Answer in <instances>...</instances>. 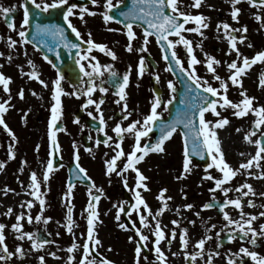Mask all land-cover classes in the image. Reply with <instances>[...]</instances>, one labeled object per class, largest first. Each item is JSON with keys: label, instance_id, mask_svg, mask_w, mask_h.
<instances>
[{"label": "flooded vegetation", "instance_id": "af4514ba", "mask_svg": "<svg viewBox=\"0 0 264 264\" xmlns=\"http://www.w3.org/2000/svg\"><path fill=\"white\" fill-rule=\"evenodd\" d=\"M30 1L29 5L34 7V10L28 9L30 14V23L29 25H25L23 29L26 32L29 42L23 44L18 43L16 46L10 48L8 46V37L17 41L20 40L17 33L21 30L20 26L23 21L24 8L27 7V0H0V7L13 9L7 18L4 17L3 13H0V53H3V55H0V72H3L11 78H15V75L17 76V79L20 78V89L22 88L24 90V97L21 99L18 96L15 101L18 107L15 108L16 105L10 104L11 106L9 107L7 113H5V116L10 118L11 114H9V111L12 113L14 123L17 124V130L12 128V123L7 122V124L10 126V129L15 135L16 131L18 132L17 135H19L20 139L23 141L20 143L19 148L20 155L21 157L23 156V160H21L22 166L25 169L23 174L26 173L30 177V174L33 172V170L30 169L29 164L25 162L26 159L36 160L38 162V171L41 169L40 166H43L42 172L38 173L40 178L37 175L38 179L41 181V191L44 190L42 187L47 184L54 186L56 183L57 185H64L65 183L69 185L71 183L70 172L72 169H77V161L74 158V144L78 148V163L81 167L84 169L87 168L85 160L82 158V155L87 156V154H90L89 161L91 167H93L92 165L99 164L103 167L106 166L104 164L103 151L106 150L107 153H109L107 155V159L111 158V156L115 154L113 149L115 147L114 141L117 140V137L112 131L114 126L117 123H122V126L126 127L127 124L133 120L142 121L143 116L148 114L150 111L151 103L155 95H159L164 101H167L173 95L175 96V99L170 105H167L166 108L164 105H161L158 109V111L162 113L161 120L155 123L152 131L149 133V136L141 140L142 145L144 143H154L158 139L159 131H157V128L160 127L161 123L176 120L178 116L182 117V114L188 108L189 103H191V100L195 95V89L193 88L192 91L188 90L187 84L189 81H187L186 76L180 72V68L175 65V61H165L163 59L164 53L154 37H149L146 52L142 53L138 51V48L143 46V31L141 27L144 23L143 21L138 20L134 24L136 39L133 40V51L128 52L126 51L128 39L124 32L123 24L116 21L105 23L102 15H100V13L105 10L103 7L104 0H100V3L97 5H92L90 0H68L67 5L56 9L50 8L47 11L43 10V5L51 4L54 0H35V4L41 5L40 9L35 7L32 0ZM112 2L117 5V7L112 9L111 14L115 15L117 20H124V17L120 16L119 13L132 8V0H123V3H118V0H112ZM192 3L193 0H179L178 7L185 13H191L193 15L203 14L209 18V27L207 29H203L204 37H200L196 33H184L188 39L192 40L195 55L198 59H204V52L213 57L217 55L218 59H221L224 63H228V61L232 58L236 59V57L229 58L230 56L223 51V49L229 48V43L223 32L217 31L216 25L219 22H227L234 28H241L244 25L247 26L248 31L246 33H242L246 36V40L243 44H238L240 52L242 49L248 47L249 44H251L252 48L255 49V52H253L252 55L260 50H264V27H262L261 21H257L255 19L256 15H260L264 18V8L251 6L248 3V0H241V2L236 5L241 9V12L239 13V22L237 23L232 20L230 15L232 10L231 0H202V4L198 9L192 7ZM71 4H76L78 6L74 9L76 14L70 16L69 20L81 33L80 37H77L75 33L72 32L71 28L68 27V21H66L63 16V12L66 11L67 7ZM80 7H88L90 11H95L97 15L92 16L85 14L82 21L79 18ZM166 11L168 10L166 9ZM182 19L183 18H181V20ZM9 23L14 24L15 30L8 27ZM37 25L41 28H55V26L59 25L64 28L67 40L72 43L80 44L81 47L79 49L65 47L64 43L61 42L58 37L44 32L37 34ZM185 27H195V24L190 22L185 25ZM109 29H119L120 31H109ZM89 32L91 33V37L94 42L107 45L108 48L113 50L118 57L116 60H113L105 52H101L98 49H93L91 53H89L90 56H95L102 66L111 64L113 66L112 70L118 74V76L114 78L109 75L108 70L102 69L104 72L103 76H97L94 79V83L96 85L108 88L107 93H100L97 89V91L92 94L93 99L99 100L100 98H103L105 101L104 104L101 105L105 125L100 124V113L97 112L95 106H86L88 97L80 94L86 91L89 81V77L85 76L84 72L80 70L81 64L85 65L86 71H91L89 61L80 59V57L86 53L88 48L85 41L89 38ZM240 34L241 33H238L237 35ZM170 38L174 39V37ZM201 41L203 52L200 48H196V45L200 44ZM49 48L52 50L49 51ZM175 50L178 57L184 62V66L187 67L185 49L182 46H177ZM25 52L27 55H25ZM233 53L235 54V52ZM45 55L52 61V64L56 66L55 68L44 59ZM141 55L145 56L146 71L142 76H138L137 64ZM9 56L11 57L10 61L8 59ZM29 59L36 65V68L40 73V79L47 82V88L43 87L36 79H29L26 75V73L32 70V66L27 63ZM92 63H95V61ZM169 63L173 65L172 71L166 70ZM129 65H131V72L129 85L125 91L127 92L128 110L131 111L132 114L127 120H123V116L125 115V113L121 110L123 102L119 105L115 103L118 99V96L116 95V92L118 91L116 83L122 80L123 75L129 71ZM196 69L200 76L206 78L209 83L215 87V83L210 80L211 73L207 72L204 65H196ZM10 70H13V73H11ZM58 74L63 75L64 77L61 82L64 91L66 93L76 91L78 92V95L61 96L63 109L62 116L59 120H57L53 129L56 133L59 145V148L57 149L51 143L48 133L51 119V106L54 103L52 99V82L57 78ZM157 75L159 76V80L156 78ZM169 80L173 81L176 86L175 93H172L167 87V82ZM38 86L45 90L48 93V96H39L37 93ZM33 92H35V95H33ZM9 93L10 92L6 93V97ZM181 101L185 102L182 103ZM17 109H20L21 113L17 114ZM89 112H91L92 115H89ZM209 116L210 113L206 114L207 119H209ZM77 120L79 121L78 123L76 122ZM101 127L104 128V131H99ZM182 130L183 125H180L177 128V133H175L169 141L178 139L181 144H184L183 136L181 134ZM4 132L8 134L5 129ZM105 132L108 136H112L113 138L112 141H109L111 147L106 146L103 143L100 145L96 144L97 139L103 141L107 138L105 136ZM257 134L258 138L259 133ZM134 142L135 139L133 135L125 134V139L122 142L124 151L129 152L134 145ZM167 142H165V144H167ZM32 144H34L33 147H31ZM37 146H39L38 150ZM85 149H91V151H86ZM151 154L153 153H149L145 158ZM137 155H139V153ZM25 156L27 157L24 160ZM49 158L53 160L54 170L50 173V179L47 182H44L43 173L46 170ZM145 161L146 159L138 164L137 167H139L143 175L147 177V174L144 172L146 169ZM5 163L17 167L16 162L11 159H7ZM122 167V161H117V170ZM258 170L259 172L264 171V161L261 164V168ZM92 171L90 172L86 169L87 177H90L92 184L94 183L96 185V188L92 189L94 195L100 196V200L96 204L99 213V220L94 224V231L96 230L97 225L99 228L101 226H106V223L112 224L113 226L110 231V238L114 244H105L103 237L97 235V238L101 243L99 246L93 248L92 243L89 242L91 255L88 257V260L91 261L94 258L95 264H100V260L102 258H106L111 260L113 264H124L125 262L122 259L118 243L125 240L128 249L131 250L132 258L130 262L131 264H135L137 259L135 255V248L136 241L138 240L137 233L133 228V222H135V227L141 228L143 234L149 237V240L143 242L141 245L142 251L139 258L140 264H161L154 251L153 242L155 237L153 232L155 221L152 216H147L149 227H144L139 222L137 212L131 209V205L135 203V191L137 190L135 188V173L129 170L123 176H118L115 172L109 176L106 175L105 168H97L96 173L94 170ZM78 173L79 172H77V174ZM1 174L0 178H2ZM100 174H102L103 178L97 176ZM124 176L127 177L128 187L124 186ZM76 180L77 181L73 184L71 183L74 185L73 188H82L84 194L88 197V199H85L84 201L71 202V205L73 206V225L76 224L79 232L78 237L84 244L87 239L88 215V212H86L85 209L87 208V204L90 199L88 196V189L92 187V184L90 185L86 179V183L82 179ZM258 182V194L260 192L264 193V178H259ZM101 183L106 185V190L102 188L103 194L96 191V189L101 188ZM144 183H148V181L146 180ZM66 184L64 186H66ZM150 187L151 186L147 184L148 190L139 189L145 201H147L146 195L150 194ZM47 190H49V188ZM215 201L218 200L214 199L210 203ZM246 203V201L242 202V204ZM147 204H149L148 201ZM253 204L255 206H249V209L254 211V209L257 208V210L255 214L252 213L253 211H250L248 214L258 216V219L254 221L253 226L259 229V225L264 224V218L259 217V213L264 211V207H262V205H264V196L259 194L257 202ZM114 205H123L124 207V212L120 214L119 221L115 219L118 207H114ZM68 206L69 205L65 206L64 216L61 218L65 225L68 223ZM47 207L48 206H45L44 208ZM151 209L152 214L155 215L156 213L153 212V207ZM236 210L237 209L233 206L229 205L225 207L223 211H228L229 215L233 219H240V211L237 212L236 216ZM140 211L141 213H144L145 211L142 206ZM223 211L219 213L216 209V215L222 214ZM129 212L131 213L130 216ZM47 215L51 217L50 212ZM54 217L55 216L51 217V220ZM157 219L159 220V216ZM121 223L126 224L127 228L119 227ZM83 224L84 232L81 233L80 229ZM226 224L227 221H225L223 215L222 217L211 219L209 230L205 233H200L201 235L199 237V240L205 236L211 237L210 240L206 241L203 249V256H197L195 260H192L191 255L199 251V249L195 246L192 252L188 250L187 247L183 248L180 256V264H207L209 256L212 258V264H229L230 259L236 260L237 264H239L242 254L241 256H236L235 254L239 252L241 247H247L249 250L256 251L259 255L264 256V237L258 238L255 245H253L249 243L248 239L241 240L239 235L232 231L235 225L225 227ZM212 225H216V227L212 228ZM163 229L165 231L166 238L162 240L160 244L162 251L164 246L172 245L174 240L171 237L168 238L169 228L163 226ZM217 233H219V235H217ZM40 234H42L43 239L50 241V244H54V239L52 240L51 237L47 236L43 230L38 232V236ZM229 235H233L234 239L230 241L228 239ZM129 237H132L133 239L130 241ZM169 240H171V243H169ZM145 244L147 245L146 247H144ZM217 252L219 255H216ZM165 256L166 264H169L167 255L165 254ZM144 257H147V259L145 260ZM242 258L243 264H255L250 257L243 256ZM79 260L80 259L77 260V264H79ZM68 264H74V261L72 260L71 262H68Z\"/></svg>", "mask_w": 264, "mask_h": 264}, {"label": "snow or ice", "instance_id": "6c2138e0", "mask_svg": "<svg viewBox=\"0 0 264 264\" xmlns=\"http://www.w3.org/2000/svg\"><path fill=\"white\" fill-rule=\"evenodd\" d=\"M33 4H35V0H32ZM179 0H132L133 7L128 9L125 12H120L119 15L124 17V20H117V17L111 14L112 9L117 7V5L113 4L112 0H104L103 7L104 12L100 13L105 23L116 21L118 23L123 24L124 32L128 39V44L126 45V51L132 52L133 51V40L136 39V32L134 31V24L136 21H143L142 31H143V46L138 48L139 52H146L147 45L149 43V37H154L157 44L161 46V49L164 53L163 59L165 61H175V65L180 68V72L186 76L187 81V88L189 91H192L193 88L195 89V95L189 103L188 108L184 111L181 116H178L176 120L165 122L160 124V136L154 143H144L141 144V140L143 138H147L149 133L152 131L153 126L157 121L161 120L162 113L158 111L161 105H164L165 108L167 105H170L172 101L175 99L173 95L167 101H164L159 95H155L153 97L151 108L148 114L143 116L141 120H133L127 124L126 127L122 126V123H117L112 131L115 133L117 140L114 141V152L115 154L111 156V158L106 159L104 161L106 165V175L111 176L112 173H116L118 176H123L129 170L135 173V203L131 205V209L137 212L139 216V222L144 227H149V221L147 216H152L153 220L155 221L154 232L153 235L155 237L154 240V251L156 253L157 259L161 262V264H166V256L165 253L162 251L160 244L161 241L166 238V234L164 229L161 227L160 221L157 219L159 215H162L163 212L167 209L168 204L167 201L171 200V197H166L165 193L167 189H161L158 198L162 202V207L157 211L155 215L152 214V210L149 205L146 203L145 199L141 195L139 189H147V184L144 183L148 177L144 176L143 173L140 171V168L137 167L142 161L145 160V157L149 153H164L165 149V142L169 141L175 133H177V128L180 125H183V130L181 132L184 141L183 147V171L180 177L177 179L184 178L185 174L191 172V159L192 155L195 154L196 156H203L205 153L211 158V163H209L205 169V176L203 179L213 180L215 184V188L210 189V191L215 192L216 189H220L222 193L225 194L227 197V193L231 191L229 187L225 185L230 182L242 169L249 170L252 168H261V161H264V105H256L254 106L255 97H251L247 95V90L243 89L242 78L247 74L248 70L251 69L253 65L258 63H264V50H260L256 52L251 58L248 56L243 55L238 48V44H243L246 40V36L242 33H246L248 31L247 26L244 25L241 28H234L227 22H219L216 25L217 31H222L224 36L226 37L229 43V50L228 54L235 52L236 59H233L231 62L226 64L227 69L229 70L230 75L228 76L227 80L223 79L219 74H217L216 67L221 64V61L216 59L215 57L209 55L208 53L204 52L203 56L204 59H198L195 55V49L193 47L192 40L188 39L184 33H196L200 37H204L203 29H207L209 27V18L203 14H196L193 15L191 13H185L181 11L178 7ZM241 2V0H231L232 10L230 12L231 18L233 21L239 22V13L241 9L237 7ZM92 5H97L100 3V0H90ZM118 3H123V0H118ZM248 3L251 6L255 7H262L264 8V0H248ZM68 0H54L51 4H44L43 10L47 11L48 9H56L61 6L67 5ZM202 4V0H193L192 7L200 8ZM37 9L41 8L40 4H35ZM78 6L76 4H71L67 7L66 11L63 12L64 19L68 21V27L71 28L72 32L75 33L77 37L81 36V33L74 27L69 20V17L75 15L74 9ZM166 9L168 11H166ZM13 9L8 7H0V13H3L4 17L7 18L9 13L12 12ZM85 14L95 16L97 13L95 11H90L88 7H80L79 10V18L83 21ZM181 18H183L181 20ZM255 19L257 21L262 22V27H264V18L260 15H256ZM190 22L195 24V27H185V25L189 24ZM30 23V14L27 7L24 8L23 13V21L21 30L18 31V36L20 40L17 41L8 37V46L14 47L18 43H28V38L26 36V32L24 29L25 25H29ZM10 29L15 30V26L12 23L8 24ZM109 31H120L119 29H109ZM44 32L46 34H50L52 36L58 37L61 42L64 43L65 47L69 48H77L79 49L81 46L77 43H72L67 40L65 36L64 28L60 27L59 25L55 26V28H41L37 25V34ZM241 33L240 35H237ZM88 40L85 43L88 45L86 53L80 57L82 60L89 61V67L91 71L85 70V65L81 64L80 70L84 72V75L89 77L88 87L86 91L80 93L88 97L86 106L87 105H94L95 109L97 110L99 115V120L101 125H105V120L103 117V113L101 111V105L104 104V99L100 98L99 100L93 99L92 94L99 90L100 93H107L108 88L96 85L94 83V79L97 76H103L104 72L102 69H106L109 71V75L111 77H117L118 74L112 70L113 66L111 64L108 65H101L95 56H90L89 53L93 49H98L101 52H105L109 55L113 60H116L118 57L116 53L108 48L107 45L103 43H96L93 41L91 37V33H88ZM174 37V39L170 38ZM43 42V41H41ZM182 46L186 51L187 56V67L184 66V62L178 57L176 52V47ZM248 47H252L251 44ZM196 48L202 49V41L200 44L196 45ZM52 49L49 48V51ZM170 53V55H169ZM58 54V53H57ZM3 55V53H0ZM25 55L27 53L25 52ZM9 61L11 57H8ZM44 59L48 61L49 64H52V61L48 59L45 55ZM95 61V63H92ZM239 61V63H238ZM27 63L32 66V70L26 75L29 79H36L43 87L47 88L48 84L45 80L40 79V73L36 68V65L33 63L32 60H28ZM196 65H204L206 67L207 72L212 74V79L219 82L218 87H214L209 81L200 76L197 73ZM55 68L56 66L52 64ZM173 65L171 63L168 64L166 70L172 71ZM146 71V61L145 56L141 55L138 60L137 64V74L138 76H142ZM131 72V65H129V71L126 72L122 80L116 83V87L118 91L116 95L118 99L115 101L116 104H122V111L125 113L123 116V120H127L129 116H131V111L128 110L127 104V92L125 89L129 85V77ZM157 80H159V76L157 75ZM64 77L63 75L57 76V78L52 82L53 83V92H52V99L54 103L51 106V119L49 123V137L51 143L58 149V141L56 138V133L53 130L54 126L62 116V95H72L77 96L78 92L74 91L71 93H66L62 87V81ZM11 83V77L6 76L3 72H0V85L3 86V90L8 93L10 92L9 85ZM229 83L232 86H237L242 89L239 93L242 97L241 100L238 102H233L229 99L227 92L229 89ZM259 85L264 87V73L261 74L259 79ZM167 87L171 90L172 93L176 92V86L173 81L169 80L167 82ZM35 95V92H33ZM19 98L23 99L24 97V90L21 88L18 92ZM11 100V95H9L7 100L0 102V126H2L9 134L13 141L16 140L15 134L9 128L8 124L5 122L4 114L7 113L9 107V101ZM184 103L185 101H181ZM219 109L231 108L233 109L232 115L236 118L246 117L249 113H252L255 117L253 121V128L252 130L246 132L244 136V140H246L249 144H254L256 146V152L252 155L246 162L241 163L239 168L233 169V167L227 163L224 152L221 148V140L218 137L217 129H223L226 125L230 123L227 117L221 115V112L218 111ZM211 114L212 116L216 117V119L210 120L206 118V114ZM89 115H92L89 112ZM79 122L78 120L76 121ZM99 131H104V128L101 127ZM237 132H240L241 129L237 128ZM259 133V137L253 139V137L257 136ZM125 134H131L134 136L135 142L129 152H125L122 147V142L125 139ZM105 136L107 137L103 141L100 139L96 140V144L100 145L103 143L106 146L111 147L109 141H112V136H108L105 132ZM189 137H191V145H189ZM37 146V150H38ZM74 158L77 161V169L80 173H84L87 175L86 169L79 165V153L78 148L74 144ZM86 151H91V149H85ZM139 153V155H137ZM107 156V153H105ZM244 155V153H241ZM8 156L9 159L15 158V152L13 149V145L10 144L8 148ZM51 157V153H50ZM123 158V160H122ZM117 161H122L123 167L117 170ZM5 167V162H0V171H2ZM215 167V169L222 174L220 178L212 176L207 169H211ZM54 165L53 160L49 158L46 165V170L43 173V181L47 182L50 179V173L53 172ZM20 171H23L21 168ZM248 175H257L254 172L249 171ZM258 178H264V171H261L258 175ZM89 179H91L89 177ZM30 181L29 188L31 189L30 195L34 197L41 207V211L43 212L45 206V200L42 198L41 194V181L38 179L36 172H32L30 174ZM124 186L128 187L127 184V177L124 176ZM74 185L71 183L68 185V191L65 194L68 197V204L67 207V221L66 224L67 231L69 233L72 232L73 229V206L71 205V193ZM96 188V185L93 183L92 187L88 189V196L90 197L89 202L87 204V208L85 209L88 212L87 215V239L86 242L82 245L84 256L79 260V264H95V259L93 258L91 261L88 260V257L91 255V250L89 247V242L92 243L93 248L100 245V240L96 238L95 231H94V224L96 221L99 220V213L96 207V202L100 200L99 195H94L92 189ZM246 188V191L242 192V195L237 198H226L224 203L221 206V210L229 205L233 206L235 209L240 210V219H233L228 211H223V217L227 224L225 227L230 225H235L232 229L234 233H237L241 240L248 239L249 243L255 245L258 238L264 237V224L259 225V229L253 226L254 221L258 219L257 215L246 214L242 208V197H248L250 194L255 196L254 189L250 184H242L235 191L240 192L241 189ZM10 189L5 186V194H7ZM96 191L103 194V189L99 188ZM261 196H264V193H260ZM249 206H255L253 204V200L249 199L247 201ZM22 207H27L31 209L33 205V200H27ZM141 206L145 210L144 213H141L140 209ZM114 207H118V211L116 214L115 219L117 221L120 220V214L124 212L123 205ZM185 209H192L194 205L186 204L183 206ZM214 207L212 203H205L202 205L203 209H209ZM264 207V205H262ZM179 211V208L177 209ZM12 209H8V213L11 214ZM146 213V214H145ZM131 213L129 212V216ZM197 216L200 215L199 212L196 213ZM259 217L264 218V211L259 213ZM27 219L29 223L35 219L36 221H43L47 223L51 220V217H42V215H36L34 218L31 215H25V213H21L16 216V223L11 225V228L18 233L19 240H29L31 242L32 249H43L44 246L50 241L38 237L36 233L22 231L23 224L21 223L22 220ZM171 223L173 225H179L178 220H172ZM190 223H194V221H190ZM121 228H127L126 224L121 223L119 225ZM212 228H215L216 225H212ZM6 225L0 223V250H2L3 254H0V262H7L8 259L13 257L14 255H19L23 257L25 255L24 249L22 246H17L15 251H10L7 245L5 230ZM133 228L137 233L138 240L136 241V248H135V255L136 261L135 264H140V256L142 251V243L149 240V237L141 231V228L135 227V222H133ZM59 235V233H57ZM219 235V233H217ZM176 237V230L173 228L171 230V238L174 239ZM133 238L129 237L131 241ZM210 236H205L204 238L198 240L196 247L199 251L193 253L191 255V259L195 260L197 256H203V249L205 247L206 241L210 240ZM228 239L231 241L234 239L233 235H229ZM181 246L186 248L188 245L187 239V229H183L180 235ZM171 243V240H169ZM147 245L145 244L144 247ZM78 245L76 244L75 240L73 241L72 245L67 249L69 253H72L74 249H76ZM242 254V256H241ZM49 255L55 257L56 253L51 252ZM175 255V253L173 254ZM216 255H219L217 252ZM236 256H241L239 264H243V256L250 257L255 264H264V256L259 255L256 251H251L247 247H241L239 252L235 254ZM41 264H44V257H39ZM74 259L73 256L68 257V261L71 262ZM146 260L147 257H144ZM100 264H113L111 260L106 258H102L100 260ZM207 264H212L211 256L208 257ZM229 264H237V261L234 259L229 260Z\"/></svg>", "mask_w": 264, "mask_h": 264}, {"label": "rangeland", "instance_id": "374dc122", "mask_svg": "<svg viewBox=\"0 0 264 264\" xmlns=\"http://www.w3.org/2000/svg\"><path fill=\"white\" fill-rule=\"evenodd\" d=\"M228 50L229 48L223 49V51H225L227 55L230 56L229 58L236 57L233 52L228 54ZM241 52L243 55L251 58L253 56V52H255V49L252 47H246L242 49ZM215 58L218 59L217 55H215ZM233 59L234 58L230 59L228 63ZM218 60L221 61V64L219 66H215L217 74H219L223 79L227 80L228 76L230 75L229 70L226 67L227 63L222 62L221 59ZM10 72L13 73V70H10ZM262 73H264V63H258L253 65L251 69L248 70L247 74L242 78L243 89L247 90V95L256 98L254 101V106L264 105V87L259 85V79ZM210 80L215 83V87L219 86V82L212 79V74L210 76ZM20 82V78L17 79L16 75L15 78H11V83L9 85L10 93L7 97L6 92L3 90V86L0 85V102L7 100L9 95H11L12 99L9 101V104L16 105L15 108L18 107L15 101L18 98ZM241 91V88L232 86L229 83L227 95L233 102H238L242 99L239 94ZM37 93L39 96H48V93L40 86L37 87ZM218 111H220L221 115L227 117L230 121V123L223 129H217L218 137L221 140L222 151L224 152L227 163H229L233 169L239 168L241 163L246 162L256 152V146L254 144H249L246 140H244L246 132L252 130L253 128V121L255 117L252 113H249L246 117L236 118L232 115L233 109L231 108H218ZM19 113H21V110L17 109V114ZM9 114H11L10 118L6 117L4 114L5 122L12 123V128L17 130V124L14 123V119L10 111ZM209 119L214 121L216 117L210 114ZM237 128H240L241 131L237 132ZM17 134L18 132L16 131V140L13 141L11 137L4 132V128L0 126V162H6V160L9 159L8 148L9 145L12 144L15 152V158L11 160L15 161L17 164V167H15L5 163V166H8L4 167V169L0 171V174L2 173V178H0V223L6 225L4 230L6 236L5 242L7 243L9 250L14 252L17 246H22L25 252L23 257H20L18 254L14 255L7 260L6 264H41L39 259L40 256L44 257V264H68V257L70 255L74 257V264H77V260L83 257V242L78 237L79 232L77 230L76 224L73 225L72 232L69 233L67 231L66 225L61 219L64 216L65 206L69 205V198L65 196L68 191V185L66 183V186H64L65 184L57 185L56 183L54 186L47 184L42 187V189H44L41 191L42 198L46 202L45 206H48L47 208H44L42 212L39 202L29 194L31 191L29 188L31 181L30 177L26 173L23 174L25 170L21 161L23 160V156L21 157L19 152L20 143L23 141ZM256 138L257 136L253 137V139ZM33 145L34 144H32L31 147H33ZM183 147L184 144H181L178 139L171 140L165 144L166 151L164 153H153L145 158L146 169L144 172L148 177V183L146 184L151 186L150 194L146 195V200L149 203L148 205H150L151 208L153 207L154 213H157V211L162 207V202L158 198L161 189L166 188L167 192L165 193V196L172 198L171 200L167 201V209L162 215H159L161 227L163 228V226H166L169 228L168 238L171 237V230L173 228H175L177 233L173 240V244L164 246L163 249V252L167 255L169 264H180L181 251L184 248L181 246L180 241V235L183 229H187V248L193 252L194 247L196 246L201 235L200 233H205L209 230L211 219L222 217L223 213L216 215V209L219 212L217 206L209 209H203V204L210 203L214 199H217L219 202H224L226 198H237L241 196L242 192L246 191L247 189L243 188L240 190V192L235 191V189L242 184L252 185L254 192L256 193L255 196L250 194L248 197H242V202H247L249 199H251L253 200V203H256L258 195L261 193L260 192L258 194L257 191V184L259 183L258 175L260 172L258 170L259 168L255 167L249 170L242 169L230 182L225 185L226 187L232 189L227 193V197L220 189H216L215 192L210 191V189L215 188L214 181L203 179L206 174V167H202L194 159H191V172L185 174L184 178L177 179V177L181 176L183 171ZM103 153L105 161L107 159V156L105 155L107 151L104 150ZM241 153H244V155H241ZM108 154L109 153H107V155ZM26 157L27 156L24 157V160ZM89 157L90 154H87V156L82 155V158L85 160L87 170L90 172L94 170L95 173L97 172V168H105L106 170V166L103 167L100 164L92 165L93 167H91ZM25 162L29 164L30 169L35 171L37 175L38 173L42 172L43 166L41 165V169L38 171V162L36 160L26 159ZM211 162L212 161L210 158L209 163ZM262 162L263 161L260 163L262 164ZM21 168L23 171H20ZM207 171L210 172L214 177L220 178L222 176V174L219 173L215 167L207 169ZM249 171L254 172L257 175H248ZM97 176L103 178L102 174ZM38 177L40 178L39 175ZM5 186L11 190L8 191L7 194H5ZM100 187L106 190V185L101 183ZM48 188L50 191L47 190ZM70 199L71 202L84 201L85 199H88V197L84 194L82 188H73ZM27 200H33L34 206L31 209L21 206ZM186 204H192L194 207L192 209H185L183 206ZM9 208L12 209V212L11 214H6L8 213ZM178 208L179 211H177ZM242 208L246 214H248L250 211H253L249 209L250 207L247 203L242 204ZM256 210L257 208H255L252 213L255 214ZM238 211L240 210H236V216ZM22 212L25 213L26 216L31 215L33 218L36 215L49 217L47 215L49 212L51 213V217L55 216L47 223H44L43 221H36L35 219H33L31 223H29L27 219L21 221L23 224L22 231L33 232L38 235V232L43 230L47 236L51 237L52 240L54 239V244H46L43 249L37 250L32 249L31 242L29 240H19L18 233H16L15 230L11 228V225L16 223V216ZM197 212L200 213L199 216L196 215ZM172 220H178L179 225H173L171 223ZM190 221H194V223H190ZM112 226V224L106 223V226H101L98 228L97 225L95 230L96 238L97 235H99L100 237H103L105 244H114L110 238ZM80 232H84V224L81 226ZM57 233H59V235H57ZM74 240L78 247L74 249L72 253H69L67 249L72 245ZM118 244L122 259L125 262L124 264H131V250L128 249L126 241L122 240ZM51 252L56 253V256L53 257L49 255ZM174 253L175 255H173ZM0 254H3L2 250H0ZM0 264H5V262H0Z\"/></svg>", "mask_w": 264, "mask_h": 264}, {"label": "water", "instance_id": "95a60500", "mask_svg": "<svg viewBox=\"0 0 264 264\" xmlns=\"http://www.w3.org/2000/svg\"><path fill=\"white\" fill-rule=\"evenodd\" d=\"M27 2H28L27 3V8L30 9V10H34V7H32V6L29 5L30 4L29 3L30 1L27 0ZM157 131H159V133H158V138H159V136H160V127L157 128ZM191 142H192L191 141V137H189V145H191ZM192 158L193 159H196L198 162L201 163L202 166L206 167L208 165V163H209V158L210 157L207 155V153H205L203 156H196L195 154H193L192 155ZM77 172H79L78 169H76V170L72 169V171L70 172V182L72 184L75 181H77L76 179H82L84 182H85V179H86V181H88L90 185L92 184V182L89 179V177L85 176L84 173H80V172L77 174ZM77 175H78V177H77ZM97 203L98 202H96V204ZM212 204L214 205V207L217 206V208L219 209V212L221 211V206H222L223 203H219L218 201H215ZM38 237L42 238V234H40Z\"/></svg>", "mask_w": 264, "mask_h": 264}]
</instances>
